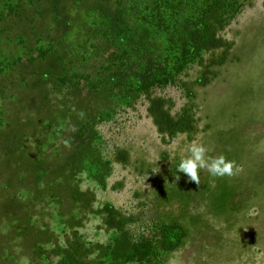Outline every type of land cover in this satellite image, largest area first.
<instances>
[{"label":"rangeland","instance_id":"obj_1","mask_svg":"<svg viewBox=\"0 0 264 264\" xmlns=\"http://www.w3.org/2000/svg\"><path fill=\"white\" fill-rule=\"evenodd\" d=\"M120 1L0 0V264H264V0Z\"/></svg>","mask_w":264,"mask_h":264},{"label":"clouds","instance_id":"obj_2","mask_svg":"<svg viewBox=\"0 0 264 264\" xmlns=\"http://www.w3.org/2000/svg\"><path fill=\"white\" fill-rule=\"evenodd\" d=\"M209 151L203 143L192 142L187 150L188 154L180 159L178 172L185 174L189 181L199 186L200 170H207L212 177H232L242 170L236 161L227 159L223 154L209 156ZM175 179L178 181L180 176L177 175Z\"/></svg>","mask_w":264,"mask_h":264},{"label":"trees","instance_id":"obj_3","mask_svg":"<svg viewBox=\"0 0 264 264\" xmlns=\"http://www.w3.org/2000/svg\"><path fill=\"white\" fill-rule=\"evenodd\" d=\"M123 2L124 1L122 0L119 3L122 4ZM146 8H148L149 10L145 9L142 11L143 20L145 21V23L153 24L152 21L149 20V18H151L153 20H162L164 18V16L166 15V11L164 8V0H149V6H147ZM210 10H211L210 5H208L205 9L203 8L202 10H196V12H194L195 19L192 20L191 23H193L194 21H198V20H200V21L204 20L205 16H207V14L209 13ZM1 14H0V16H1ZM1 20H2V17H0V21ZM110 22H111V20H108V22H107L108 24L106 26L107 30L108 29L110 30V26H109ZM186 27H188V26L186 25ZM123 30H125V28ZM122 41H123L122 39L118 40V42H120V43ZM1 53H3V51L1 50V46H0V55H1Z\"/></svg>","mask_w":264,"mask_h":264}]
</instances>
